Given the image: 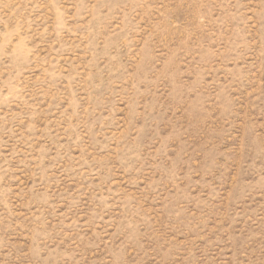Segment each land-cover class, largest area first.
<instances>
[{"label": "rangeland", "instance_id": "1", "mask_svg": "<svg viewBox=\"0 0 264 264\" xmlns=\"http://www.w3.org/2000/svg\"><path fill=\"white\" fill-rule=\"evenodd\" d=\"M0 264H264V0H0Z\"/></svg>", "mask_w": 264, "mask_h": 264}]
</instances>
